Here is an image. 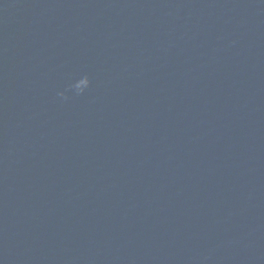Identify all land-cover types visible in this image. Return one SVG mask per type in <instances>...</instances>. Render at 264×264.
Returning <instances> with one entry per match:
<instances>
[{"label": "water", "instance_id": "water-1", "mask_svg": "<svg viewBox=\"0 0 264 264\" xmlns=\"http://www.w3.org/2000/svg\"><path fill=\"white\" fill-rule=\"evenodd\" d=\"M0 264H264V0H0Z\"/></svg>", "mask_w": 264, "mask_h": 264}, {"label": "clouds", "instance_id": "clouds-1", "mask_svg": "<svg viewBox=\"0 0 264 264\" xmlns=\"http://www.w3.org/2000/svg\"><path fill=\"white\" fill-rule=\"evenodd\" d=\"M91 83H92L91 79L87 75H84L78 80H76L74 83H71L68 86L67 92H74L76 95H82L91 87ZM67 92L61 91L58 92L57 95L67 100L69 99Z\"/></svg>", "mask_w": 264, "mask_h": 264}]
</instances>
